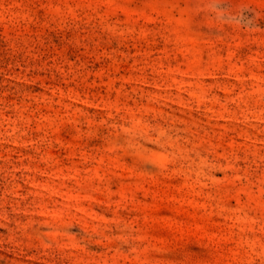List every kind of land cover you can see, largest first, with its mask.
Here are the masks:
<instances>
[{"label":"rangeland","instance_id":"obj_1","mask_svg":"<svg viewBox=\"0 0 264 264\" xmlns=\"http://www.w3.org/2000/svg\"><path fill=\"white\" fill-rule=\"evenodd\" d=\"M0 264H264V0H0Z\"/></svg>","mask_w":264,"mask_h":264}]
</instances>
